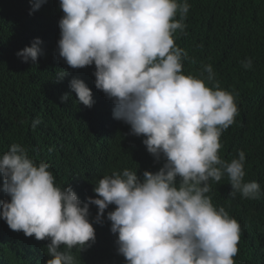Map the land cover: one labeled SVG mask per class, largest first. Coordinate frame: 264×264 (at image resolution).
Listing matches in <instances>:
<instances>
[{"label": "clouds", "instance_id": "1", "mask_svg": "<svg viewBox=\"0 0 264 264\" xmlns=\"http://www.w3.org/2000/svg\"><path fill=\"white\" fill-rule=\"evenodd\" d=\"M52 7L62 18L50 25L56 17L44 15L18 57L36 62L49 46L78 75L58 71L49 83L79 107L77 127L92 123L83 131L90 143L112 153L132 137L145 155L90 183L13 143L0 156V223L50 241L40 264H235L237 244L248 242L242 217L252 245L264 235V205L237 200L264 193L245 181L243 150L220 157L240 98L213 83L210 64L206 81L182 71L187 53L175 34L186 28L188 0H25L21 9L30 20Z\"/></svg>", "mask_w": 264, "mask_h": 264}, {"label": "trees", "instance_id": "2", "mask_svg": "<svg viewBox=\"0 0 264 264\" xmlns=\"http://www.w3.org/2000/svg\"><path fill=\"white\" fill-rule=\"evenodd\" d=\"M25 0H0V156L18 143L37 156L39 160L57 162L63 169L82 176L85 181L99 178L124 169H132L145 155L139 143L128 137L120 149L112 153L95 147L83 131L91 127H77L80 109L61 102L58 90L49 83L58 71H65L77 78L62 59L57 61L49 46L42 49L36 62H23L17 53L32 46L29 35L40 34L41 25L55 24L63 15L59 7L34 19H27L21 9ZM191 5L184 23L183 33L175 34V43L187 53L183 60V73L206 81L201 75L204 66L212 65L215 83L219 82L228 92L241 100L238 120L224 131L220 141V157L227 162L238 158L243 150L246 157L245 181L258 180L264 193V0H188ZM179 19V17H177ZM250 58L251 69L241 61ZM53 101L54 103L50 102ZM57 103V104H55ZM40 123L33 129V121ZM74 132L59 142L62 132ZM126 155L121 158V154ZM74 171V172H73ZM228 183L229 179L225 175ZM247 199V198H246ZM244 208L264 205V194L259 199L237 200ZM1 208V207H0ZM241 234L248 236L247 244H237L235 264H264V235L253 245L242 217ZM9 233H8V231ZM11 235V236H9ZM50 241H37L23 232L11 230L0 223V264H40ZM101 264V263H100Z\"/></svg>", "mask_w": 264, "mask_h": 264}]
</instances>
